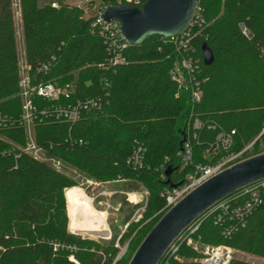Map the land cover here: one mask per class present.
<instances>
[{
    "label": "trees",
    "instance_id": "16d2710c",
    "mask_svg": "<svg viewBox=\"0 0 264 264\" xmlns=\"http://www.w3.org/2000/svg\"><path fill=\"white\" fill-rule=\"evenodd\" d=\"M82 1L91 3L88 9L18 0L31 89L30 139L46 157L40 160L25 152L29 140L13 1L0 0V264H120L114 262L119 251L111 242L69 232H74V213L66 191L75 182L48 160L97 183L138 182L147 192L146 216L151 217L165 208L161 192L170 189L165 170L173 169L174 184L185 182L183 170L193 171L181 169L177 157L188 119L202 125L192 140L199 159L220 132H235L229 154H236L264 128V0H197L184 48L177 52L172 41L152 36L123 49L119 63L110 62L107 35L95 24L98 11L115 1ZM94 1L100 3L96 10ZM203 44L214 56L209 66L203 63ZM180 54L201 59L198 103L178 93L171 79ZM47 84L61 91L57 99L34 92ZM76 106L75 121L58 111ZM213 217L203 215L191 224L198 226L189 236L193 242L264 258V209L226 238ZM152 228L143 226L135 236L144 239ZM175 242L177 250L171 255L168 250L158 264L202 259L183 239ZM229 264L253 263L232 259Z\"/></svg>",
    "mask_w": 264,
    "mask_h": 264
},
{
    "label": "built area",
    "instance_id": "2783aa9c",
    "mask_svg": "<svg viewBox=\"0 0 264 264\" xmlns=\"http://www.w3.org/2000/svg\"><path fill=\"white\" fill-rule=\"evenodd\" d=\"M116 5H130L134 7H141L142 0H114ZM51 7L57 8L58 4L56 2L51 3ZM104 9L98 11L95 24H101L104 28L102 30V35H107V41L109 44V51L112 53L111 63L121 62V52L127 46H129L125 41H123L120 33L119 27L116 22H111L105 24L101 20V14ZM197 10V8H196ZM196 14V12H195ZM192 23H190L191 25ZM189 25V26H190ZM242 30L243 27L240 26ZM191 32L189 27L186 32H184L180 37L175 38H163L165 41H172L176 47V51H180L184 48L189 41ZM46 71V69H44ZM202 73L201 59L197 55H181L176 59L174 65L171 68L170 74L171 79L175 83L178 89V93L186 92L190 96L191 103H198L201 99V91L199 90V79ZM22 79V80H21ZM20 79L19 87L21 88L22 95L29 96L25 93L23 89L28 88L30 80L28 75ZM34 92L47 100H55L60 95V90L52 84H47L40 86L34 90ZM177 93V96H178ZM28 99V97H27ZM25 114L24 121L31 119V115L28 112L29 102H25ZM60 114L64 115L69 121H75L78 116L77 106L74 108H61L58 110ZM27 117V120H26ZM1 119V116H0ZM1 123V120H0ZM202 125L198 119L188 121L186 126L188 132V141L182 144V150L179 151L177 157L186 165L191 163V156L193 153L192 140L196 137V132L201 129ZM234 131L231 132H220L216 135L215 140L210 149L206 150V153L212 154L213 156L218 155L221 150H229L233 143ZM257 145L264 150V128L261 132L253 139V141L247 145L243 150L236 154H228L224 158H221L216 164L209 166H196V170L192 176H189L185 182L179 183L175 188H164L161 192V196L165 198V208L167 211L174 207L178 202H180L185 196H187L194 189L213 178L217 174L223 172L224 170L242 162L243 156L253 150ZM25 152L32 155L36 159H39L40 150L35 146V144L29 139V142L25 148ZM41 160V159H40ZM52 164L56 167V162ZM57 168V167H56ZM147 200V198H146ZM264 209V179L249 185L232 195L219 201L217 204L212 206L204 216L214 217V225L220 226L223 229V236L229 237L233 231L238 228H244L247 225V221L250 216L258 209ZM202 215V216H203ZM194 223V222H193ZM192 223V224H193ZM192 226V225H190ZM188 226V228H190ZM198 226L191 227L188 232V228L180 234L178 238L186 241V245L192 247L195 251L201 252L203 258L201 259V264H229L233 259V249L226 246L211 247L208 245H202L200 242H193L189 237ZM186 232V233H185ZM177 238V239H178ZM176 239V240H177ZM175 243V242H174ZM174 243L169 249H172V254L177 250V246ZM168 249V250H169ZM168 252V251H167ZM166 252V253H167ZM71 261L75 262L73 257L70 258ZM76 263V262H75Z\"/></svg>",
    "mask_w": 264,
    "mask_h": 264
},
{
    "label": "water",
    "instance_id": "95a60500",
    "mask_svg": "<svg viewBox=\"0 0 264 264\" xmlns=\"http://www.w3.org/2000/svg\"><path fill=\"white\" fill-rule=\"evenodd\" d=\"M197 0H147L141 7L130 5L107 6L101 20L105 24L116 22L119 33L129 46L141 45L152 36L180 37L195 17ZM203 63L209 66L214 56L206 44L201 46ZM185 142L183 137L180 143ZM171 167L165 170V185L171 182ZM264 179V153L244 160L209 179L166 212L143 240L129 264H158L170 246L188 226L212 206L233 193ZM69 232L86 238L78 232ZM121 253L114 262L118 261Z\"/></svg>",
    "mask_w": 264,
    "mask_h": 264
},
{
    "label": "rangeland",
    "instance_id": "374dc122",
    "mask_svg": "<svg viewBox=\"0 0 264 264\" xmlns=\"http://www.w3.org/2000/svg\"><path fill=\"white\" fill-rule=\"evenodd\" d=\"M13 1V10L15 14V28H16V39H17V51L19 58V75L20 79L26 77L27 67L24 59V51H23V40L21 34V24H20V16H19V7L18 0ZM60 6L61 4H69L72 6L83 7L84 9H88V5L91 4L89 1L82 0H52ZM50 0H38V6L42 7L49 3ZM100 3L98 1H94L93 10H96L99 7ZM22 80V79H21ZM25 93L30 92V88H25ZM25 102L27 101V95L23 94ZM27 120V117H26ZM189 121V119H188ZM26 128L28 132V140L31 138V123L30 120L26 121ZM188 124V122H187ZM187 126V125H186ZM185 137V142L188 141V132L187 129H183L182 131V139ZM184 142V143H185ZM264 150L258 146L254 147L253 150L247 152L243 159L247 160L249 158L258 156L263 154ZM229 154V150H221L218 155H212L206 153V150L202 153L200 159L199 157H195V152L193 148V153L191 156V163H187L186 165L178 158V161L181 164V169L186 167H191L193 169L192 172L190 170H183L184 172L181 177L188 179L189 176H192L196 170V166H199L200 162H203L204 165L201 166H209L216 164L221 158H224ZM39 159L44 160L46 157L40 152ZM243 160V161H244ZM51 164L54 162L48 160ZM56 167L64 172L67 176L72 178L75 182V187L70 191H66L68 202L71 205V208L74 213L73 218V231L75 232V224L82 217L77 213L76 209L73 205L76 201L83 199L89 206H91L95 211L104 213V221L107 227L100 231L99 233L86 234L92 235V240L98 242L112 243L115 248L118 249V255L121 253L120 264H129L131 258L143 242V235L139 233L135 236L137 231L148 224H153V227L160 221V219L166 214L167 210L164 209L159 213L148 217L146 216L147 212V192L144 187L134 180H121L114 181L108 183H97L89 180L83 174L77 173L72 168L62 165L60 163L55 164ZM68 211V206H67ZM69 216V215H68ZM150 218V219H149ZM157 221V222H156ZM102 234V235H101ZM149 234V233H148ZM147 234V235H148ZM134 239L132 240V238ZM143 239V240H142ZM132 241V242H131ZM131 245L129 246V243ZM177 243H174L176 246ZM203 245V244H202ZM211 246V245H208ZM217 247V246H211ZM169 255L172 254V249H169ZM233 259H240L245 262H250L253 264H264V258H259L253 256L251 254L243 253L238 250L233 249ZM203 258V256H202ZM180 264H182L181 259H176ZM200 258L195 259L194 262L200 263ZM160 263V262H159ZM167 264V263H165Z\"/></svg>",
    "mask_w": 264,
    "mask_h": 264
},
{
    "label": "bare ground",
    "instance_id": "6f19581e",
    "mask_svg": "<svg viewBox=\"0 0 264 264\" xmlns=\"http://www.w3.org/2000/svg\"><path fill=\"white\" fill-rule=\"evenodd\" d=\"M73 207L82 217L75 224V232L78 234L95 235L107 227L104 221V213L95 211L83 199L76 201Z\"/></svg>",
    "mask_w": 264,
    "mask_h": 264
}]
</instances>
